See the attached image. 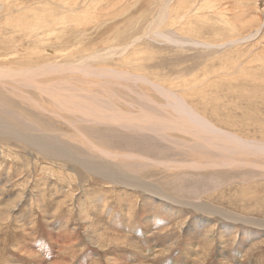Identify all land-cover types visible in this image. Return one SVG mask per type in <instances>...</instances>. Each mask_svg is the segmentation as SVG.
<instances>
[{"label": "rangeland", "instance_id": "rangeland-1", "mask_svg": "<svg viewBox=\"0 0 264 264\" xmlns=\"http://www.w3.org/2000/svg\"><path fill=\"white\" fill-rule=\"evenodd\" d=\"M196 6L202 8L187 17L180 15ZM224 13L227 23L219 19ZM260 22L264 23V0H0V66L19 74L43 64L74 65L40 78L50 84L64 75L74 76L75 85L64 86L68 89L79 84L93 88L107 81V75L104 87L117 93L115 89L128 85L123 84L128 79L134 93L121 86L117 90L132 101L139 92L158 102L165 99L153 87L119 75L120 70L151 76L167 87L178 85V90L201 84L210 97L208 103L218 97L217 106L209 105L220 110L215 115L217 126L243 138L264 140V25ZM128 57L135 62H127ZM82 67L113 68L117 73H84ZM11 80L0 76V86L8 85L0 90L10 89ZM19 86L41 102L50 101L31 87ZM194 97L187 99L193 102ZM19 98L7 100L16 102L8 107L24 117L45 120L38 125L47 131H71L52 116L28 112L30 106ZM137 99L136 104L143 103ZM98 130L105 140L123 139H119L123 147L130 140L156 149L160 160L153 154L146 155L148 160L137 158L148 161L145 166L135 158L116 160L178 201H204L220 207L219 212L163 200L144 188L115 186L77 164L39 152L19 137L0 134V264H264V222L254 223L264 221V155L258 159L245 155L246 163L235 158V166L173 168L161 161L218 162L221 155L212 151L216 156L211 157L212 152L201 149V157L182 155L177 152L182 145L194 141L174 129L167 130L171 142L150 132L136 136L125 130ZM175 139L179 144L173 143ZM237 214L247 222L231 219Z\"/></svg>", "mask_w": 264, "mask_h": 264}, {"label": "bare ground", "instance_id": "bare-ground-1", "mask_svg": "<svg viewBox=\"0 0 264 264\" xmlns=\"http://www.w3.org/2000/svg\"><path fill=\"white\" fill-rule=\"evenodd\" d=\"M192 7H194V6H192ZM197 7L198 6H196L194 10L192 8H189L180 15L185 17L187 13L193 14L192 13L193 11L199 10L202 8L201 6H200V8H197ZM218 11H219V9H216V12H218ZM219 19L226 21L227 20L226 13L222 14L219 17ZM205 23H204V25H205ZM226 23H227V21H226ZM261 23L262 22H260V24ZM206 24H208V23H206ZM262 24L264 25V23H262ZM155 25H156V23H155ZM154 27H152V28H154ZM260 27H261V25H260ZM233 28H231V29H233ZM158 30L160 31V29H158ZM169 30H170V28H169ZM152 31H153V29H152ZM258 31H257V35H258ZM254 35H256V33ZM162 36H163V32H162ZM249 36H253V35L250 34ZM245 39H247V38H245ZM203 44H204V42H203ZM92 60H93V58H92ZM94 60H95V56H94ZM135 60H136L135 58L133 60L131 58H129V60H127V62L134 63ZM136 65H138V64H136ZM68 67L74 69V65L68 66V65H63V64L50 63V64H43L40 67L36 66V68H32V67L26 68V69H23L19 74H17L16 72H11L10 68H8L5 64L0 66V76L1 77H9L11 79L14 78V80H11L12 82H10L11 83L9 86L10 89H8L10 92L8 90L6 92L0 90V96L2 98V99L0 98V134L2 136H4V137H9V136L19 137L22 139V141L28 142V143L32 144L33 146H35L37 149H39V152H41L45 155H48L50 157H55V158H57V160H61V161L67 162V163L77 164V166L79 165L83 169L88 171L90 173V175H99V177H102L103 179L107 180L108 183H111V182L115 183L116 184L115 186H117V185L124 186L125 185V186H131V187H136V188H138V187L144 188L143 189L144 192L156 194L157 196H159V198H161L163 200L172 201L174 203L175 202H181L184 205L186 204L187 206H192V207H195L197 209H202V210L208 211L209 213H212V214L213 213L216 214L217 212H219L220 207H217L215 205L213 206V204H210V203H209L210 204L209 205L208 203H206L204 201L200 202V203H196L194 200L190 201L187 199H181L185 202L178 201L175 196L164 192L165 190L163 191L160 188L161 186L159 187L157 184L151 183V182L137 176L138 173L130 171L129 169H127V167H125V165H124L125 163H120V161L116 160L120 157H122V158L127 157L128 159H133V158L137 159L138 157H142L145 160H148V158L151 157L149 155H152V154L157 156L156 158L159 159L158 156L161 155V153H159L156 149L154 150L151 148L149 150L147 148V146H145V145L142 146V144L134 143V142L131 143L130 140H129L130 143L127 145H124L125 147H123V145H121L119 142L120 141L119 139H121V138H119V139L117 138L118 139L117 143H115L116 139L105 140L102 137L101 132L99 133L98 129L110 130L113 132L114 131L121 132V131L125 130L127 132L133 133L136 136L139 134H142V133L150 132L151 135H154L153 137H157L160 140L161 139L165 140V142L166 141L171 142V139H168V136H170V135L167 133L168 132L167 130L174 129V130H176V132H177V130H178V132L183 131V133L190 135L191 139H193V141H194V142L191 141L189 143L184 142L186 144L182 145L181 150L179 149V147H175V148L179 149V151H177V149H176V151L181 153L182 155H184L188 158L189 157L195 158V157H199V156L201 157L203 155L202 153H204V151H207V153L215 151V154L217 152L218 154L221 155V159L219 161L217 159L218 162L210 161V162L202 163L200 161L194 160L192 162L190 161V163L183 161L181 164H179L176 161H172V162L171 161H161V164H162V162H165L167 164V166L168 165H175V166H173V168L179 167V166H186L187 168L189 167V168H195V169L199 168L200 169L203 167H211V166H216V165H218V166H223V165H229L230 166V165H232L233 166V164L235 166V163H236L235 158H238V160L240 159V163H246L244 161L245 155H249L250 157H255L256 159H258L264 155V140H262L260 138H259L260 140L243 138L242 136H239L238 134H235L229 130H226V129H223L222 127L217 126V124H220V123L215 121V115H217L218 111H220V110L217 111V109L210 108L209 105L217 104L215 102H218V99H217L218 97L215 98L216 99L215 102L208 103L211 100L207 101L208 95L204 94L206 91L203 89L201 84H199V85L197 83L194 85L192 84L193 87H195V88L192 87L191 89H189V88L185 89V86H184L183 89L178 90L177 89L178 87L176 88V86H178V85H176V86L174 85L178 81H176L173 84V86H175V88H176L175 89L172 86L167 87V86H164V84L157 83V81L153 80V78H151V76H148V75H144V74L140 75V73L137 74V73H132L130 71L126 72L125 70L118 71V74L121 76L129 75L130 77H133V79H134L133 82L140 81L141 83H144V84H147V85L153 87V89L155 91L159 92L160 95L163 96L165 99V102H158L157 99H155L153 96H150L147 93H140L139 92V93H137V96H139V98L141 99V102H143V103L140 104V100H139L136 104V102H134V99L135 98L137 99V97H135L136 95H134L133 101L121 97L123 95V94L121 95V93H120V96L118 95L119 94L118 88L120 86L123 89L128 90L130 92V94H131V92L134 93V90H135L133 88L134 86L130 85L131 82L129 83L128 79H127V82H126V80H125V82H123V84L128 83V85H124V86H122L120 84H119L120 86L118 85L119 86L117 88L118 90L115 89L116 90L115 92H117V93H114V92H112V90H109L110 88L107 89L106 87H104L106 84L108 85V82H107L108 76L107 75H106L107 81H103L100 83L97 82V84L95 83L96 86L93 88L87 87V86L85 87V85L83 86L80 84H79V86L77 85V87H75V88L72 87L71 89L64 87V86L69 87L73 84L75 85V83L73 82L74 76H72V78H71V77H69V75H64V77H62L58 81L51 79L52 81L50 84L44 83L40 79L41 77L44 78V76H48L51 73L54 74L53 72H55L57 70L60 73H63L66 70V68H68ZM78 67L79 66H77V68ZM82 68H84V67H82ZM88 69L86 68L85 70H83L84 73L86 71L91 72V73L93 72V73L98 74V75L110 74V73L112 75L113 72L117 73V71H115L116 69L114 70L113 68H107L104 70L99 69L100 71H96L98 69H96V70H88ZM135 69H136V67H135ZM151 73H153V72H151ZM73 75H74V73H73ZM156 75L154 74V76H156ZM76 77H77V74H76ZM53 79H54V77H53ZM77 79H79V78H77ZM104 79H105V77H104ZM85 80H86V78H85ZM85 80H83V81H85ZM88 80L90 82L89 78H88ZM129 80H131V79H129ZM80 81H78V82H80ZM184 81L188 82V80H184ZM56 83H58L57 84L58 87H57ZM87 83H88V81H87ZM19 85L31 87L32 89H34L36 91V94L39 93L40 95H44L46 97L49 96L50 101L48 103L45 101L44 102L39 101L35 97L34 94L32 95L31 92H26L24 90H21V87ZM52 85H54V87L56 86V88H54L53 90L51 89L53 87ZM61 85H63L64 88H61ZM196 85L202 87V89L200 87H196ZM3 86L7 87L8 85L6 86V84L2 83V85L0 87H3ZM107 87H109V86H107ZM31 88H29V89H31ZM112 89L114 90V88H112ZM121 92H122V90H121ZM126 95L128 97V94H125V96ZM131 95H129V96H131ZM217 95H220V94H217ZM186 96L189 98H190V96H193V97L195 96L194 101L189 102V100L187 99ZM16 97H18V98L20 97L21 100L25 104L30 106V107H28L29 109L26 108V110H28V112L32 111L33 113H36V114H39V115H42L45 117L52 116L53 120H57L59 123H61V125L63 124V125L70 127L71 131L70 132H58L56 129H54L53 131L49 130L50 131L49 132L46 129H44L38 125V124H40V122H45V120L42 119L39 122V120H37V119H32L30 117H24L23 115H21L22 114L21 112H17V111L12 110L13 108L10 109L8 106H13L16 104V102L9 103L7 100H16L15 99ZM198 97L200 98V101L198 100ZM219 97H221V96H219ZM142 100H144V101H142ZM145 103H148V104H145ZM17 104L18 105L20 104L19 107L21 108L23 103L18 101ZM146 105H148V107H146ZM215 106H217V105H215ZM215 106H213V107H215ZM220 117H222V116L220 115ZM220 117H218V118L220 119ZM97 125H99V126L103 125V127L97 128V127H95ZM98 133H99V136H98ZM91 134L96 135V139ZM110 135H112V134H110ZM109 137H111V136H109ZM171 137H172V135H171ZM121 140H123V139H121ZM124 142H123V144H125ZM177 142H178L177 139H175L173 143L179 144V142L178 143ZM118 143H119V145H118ZM180 144H182V143H180ZM173 146L174 145H172V147ZM133 147H135V149L133 151L128 150L126 152L121 153L119 150V149L124 150V148H126L125 150H127V149H130ZM185 147H187L186 150L188 152L185 151ZM163 148H165V147H163ZM166 148H167V146H166ZM140 149H142L144 151H145V149H147V150L144 152V151H141ZM200 149H201L202 153H201ZM202 149H206V150H202ZM208 151H210V152H208ZM168 152L171 153L170 150ZM213 153L214 152L211 153L212 156L210 154H207V155L213 157V155H215ZM142 154H144L145 156ZM146 155H148L149 157L148 156L146 157ZM48 156H46V159ZM206 156H205V159H206ZM215 156L213 159H215ZM170 157L171 156H169L168 158H170ZM250 157L249 158L247 157L248 161H249ZM210 158H207V160H210ZM144 159H142V160H144ZM48 160L50 161V159H48ZM142 160L141 161L138 160V164L147 165L148 161H142ZM153 162H155V161H153ZM154 164H156V163H154ZM247 164H249V163H247ZM250 164L255 165L256 163L250 161ZM73 168H74V166H73ZM144 168H143V170L146 171ZM53 169H55V168H53ZM143 170L139 169V171H143ZM71 176H70V178H72ZM80 209H82V208H80ZM221 212H223V209ZM232 216H234V217H232ZM231 219L247 222V220H243V219H246V217L242 218L238 214L237 215H231ZM248 221H250V220H248ZM260 222H264V221L262 219H259V220L255 221L254 223L256 225Z\"/></svg>", "mask_w": 264, "mask_h": 264}]
</instances>
